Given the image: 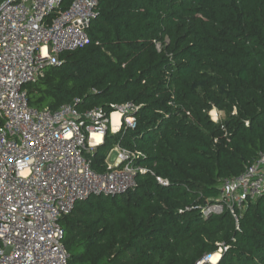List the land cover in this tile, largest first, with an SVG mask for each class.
<instances>
[{"label":"trees","instance_id":"16d2710c","mask_svg":"<svg viewBox=\"0 0 264 264\" xmlns=\"http://www.w3.org/2000/svg\"><path fill=\"white\" fill-rule=\"evenodd\" d=\"M87 31L88 44L25 86L29 103L78 99L79 111L110 115L133 102L135 128L108 129L89 157L104 172L119 142L146 171L60 219L69 263L196 264L224 244L216 264H264V197L238 223L228 210L202 216L222 180L264 151V0H99Z\"/></svg>","mask_w":264,"mask_h":264},{"label":"built area","instance_id":"2783aa9c","mask_svg":"<svg viewBox=\"0 0 264 264\" xmlns=\"http://www.w3.org/2000/svg\"><path fill=\"white\" fill-rule=\"evenodd\" d=\"M61 1L0 0V264H70L60 219L91 195L133 189L138 173L146 171L136 163L141 153L119 142L106 171H96L89 157L108 129L135 128L132 114L139 106L133 102L114 111L120 115L115 131L114 112H81L78 99L58 109L30 105L25 86L43 78L48 66L60 65L62 53L90 41L87 30L99 0H73L59 10ZM257 197H264V151L242 173L222 180L217 200L202 208V216L228 210L238 223ZM227 249L221 244L196 264H216Z\"/></svg>","mask_w":264,"mask_h":264},{"label":"rangeland","instance_id":"374dc122","mask_svg":"<svg viewBox=\"0 0 264 264\" xmlns=\"http://www.w3.org/2000/svg\"><path fill=\"white\" fill-rule=\"evenodd\" d=\"M210 115H211L212 118H214L216 120V122L221 120V119L224 120L226 118V113L225 112L219 111V110H216V109H213L212 112H210ZM97 147H95L94 149H96ZM115 157H116V152L115 151H111L109 153L108 157H107L106 162L108 164H113L114 160H115Z\"/></svg>","mask_w":264,"mask_h":264},{"label":"bare ground","instance_id":"6f19581e","mask_svg":"<svg viewBox=\"0 0 264 264\" xmlns=\"http://www.w3.org/2000/svg\"><path fill=\"white\" fill-rule=\"evenodd\" d=\"M112 117H113V130H116L117 126L119 125L120 115L118 112H114ZM99 136L100 135L97 133L93 135V138H96L98 140ZM217 258H218V255H215L212 261L215 262L216 260H218Z\"/></svg>","mask_w":264,"mask_h":264},{"label":"crops","instance_id":"0c3cea01","mask_svg":"<svg viewBox=\"0 0 264 264\" xmlns=\"http://www.w3.org/2000/svg\"><path fill=\"white\" fill-rule=\"evenodd\" d=\"M117 128H118V126H117ZM115 131V130H114Z\"/></svg>","mask_w":264,"mask_h":264}]
</instances>
